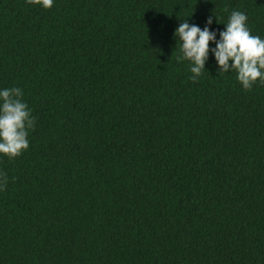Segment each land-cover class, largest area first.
<instances>
[{"label": "trees", "instance_id": "1", "mask_svg": "<svg viewBox=\"0 0 264 264\" xmlns=\"http://www.w3.org/2000/svg\"><path fill=\"white\" fill-rule=\"evenodd\" d=\"M233 10L264 38V0H0L36 118L0 156V264H264V84L211 54L193 82L174 36Z\"/></svg>", "mask_w": 264, "mask_h": 264}, {"label": "clouds", "instance_id": "2", "mask_svg": "<svg viewBox=\"0 0 264 264\" xmlns=\"http://www.w3.org/2000/svg\"><path fill=\"white\" fill-rule=\"evenodd\" d=\"M44 9L52 8L54 0H26ZM215 22L224 24L220 31L213 30L210 16L202 29L184 20L175 30L181 55L178 60L189 62L190 79L196 82L206 70L210 54L214 57L220 74L236 73V79L245 90H251L257 82L264 84V38L253 35L244 12L233 10L226 23L218 16ZM214 44L215 47H210ZM19 87L0 88V156L15 159L30 147L29 134L34 129L36 118L23 99ZM7 180L0 174V190Z\"/></svg>", "mask_w": 264, "mask_h": 264}]
</instances>
